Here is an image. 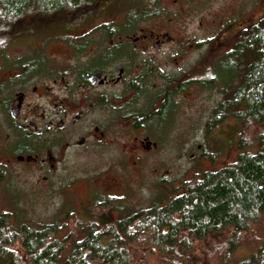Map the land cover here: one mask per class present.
<instances>
[{"label": "flooded vegetation", "instance_id": "1", "mask_svg": "<svg viewBox=\"0 0 264 264\" xmlns=\"http://www.w3.org/2000/svg\"><path fill=\"white\" fill-rule=\"evenodd\" d=\"M128 24L126 16L80 37L24 42L27 52L13 55L7 53L13 40L3 43L0 190L22 184L38 194L61 185L80 156L114 148L129 157L122 147L130 142L140 159L163 142L189 141L197 133L206 139L222 126L208 128L211 119L221 120L213 115L227 89L224 70L217 69L223 56L200 71L190 57L202 42ZM218 86L220 101L192 134V104H203L205 90Z\"/></svg>", "mask_w": 264, "mask_h": 264}, {"label": "trees", "instance_id": "2", "mask_svg": "<svg viewBox=\"0 0 264 264\" xmlns=\"http://www.w3.org/2000/svg\"><path fill=\"white\" fill-rule=\"evenodd\" d=\"M99 1L0 0V31L28 15L73 14ZM131 1L135 6L127 16L129 29L159 13L160 0ZM217 69L224 70L227 89L213 115L221 120L211 119L208 128L225 124L229 117L241 124L234 162L194 175L145 209L124 210L117 199L94 203L91 207L118 209L119 218L103 227L82 225L85 235L70 248V236L58 237L64 224L10 226L11 216L2 213L0 264H145L149 255L162 264H215L217 254L230 260L241 246L250 252L236 264H264V129L257 151H250L247 138L250 125L264 127V15L242 31ZM216 237L220 246L211 256L203 251L201 261L198 247ZM17 246L23 254L14 250Z\"/></svg>", "mask_w": 264, "mask_h": 264}, {"label": "rangeland", "instance_id": "3", "mask_svg": "<svg viewBox=\"0 0 264 264\" xmlns=\"http://www.w3.org/2000/svg\"><path fill=\"white\" fill-rule=\"evenodd\" d=\"M134 6L131 0H100L93 7L73 14L28 15L0 31V48L7 40H13L7 50L13 55L27 52L24 42L34 45L37 39L80 37L96 25L123 22ZM158 9L159 13L141 21L137 28L146 32H169L171 36L186 39L191 44L202 42L201 48L191 50L190 57L192 68L202 71L218 63L242 31L259 21L264 15V0H160ZM205 91L203 104L191 106L192 134L199 132L197 130L204 125L205 116L220 101V86ZM263 129L261 126H249L250 151L259 149L258 139ZM240 131L241 124L234 119L228 120L206 139H196L197 133L189 141L163 142L159 151L148 156L140 154V159L138 154L135 156L136 150L133 151L130 142H123L122 147L128 154L131 152L129 157L117 153L114 148L109 155L80 156L77 165L59 186L38 194L22 184L1 189L0 215L8 213L11 216L10 226L19 222H60L65 229L58 237L70 236L67 244L70 248L75 240L83 238V226L87 223L95 222L103 227L119 218L118 209L91 207L94 203L117 199L119 207L124 210L148 208L155 198L170 193L168 186L179 189L194 175L215 172L234 162L239 151L237 136ZM103 152L106 150L102 149L100 153ZM135 161L140 162L137 167L132 166ZM219 246L218 237L210 239L209 243L198 247V258L203 260V251L211 256ZM248 248L241 246L230 260H222L217 254L215 264H236L249 254ZM14 250L23 254L19 246ZM145 264L162 262L156 255H149Z\"/></svg>", "mask_w": 264, "mask_h": 264}]
</instances>
